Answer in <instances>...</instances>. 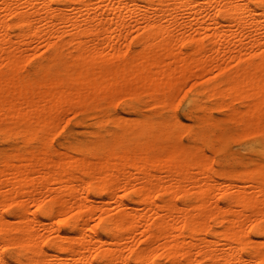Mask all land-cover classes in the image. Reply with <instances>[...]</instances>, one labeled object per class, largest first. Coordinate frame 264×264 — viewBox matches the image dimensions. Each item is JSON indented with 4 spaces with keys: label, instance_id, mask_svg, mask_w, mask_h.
I'll return each mask as SVG.
<instances>
[{
    "label": "bare ground",
    "instance_id": "1",
    "mask_svg": "<svg viewBox=\"0 0 264 264\" xmlns=\"http://www.w3.org/2000/svg\"><path fill=\"white\" fill-rule=\"evenodd\" d=\"M0 264H264V0H0Z\"/></svg>",
    "mask_w": 264,
    "mask_h": 264
}]
</instances>
